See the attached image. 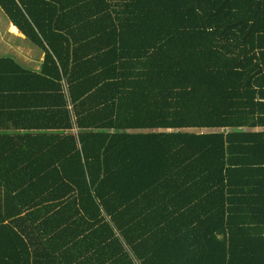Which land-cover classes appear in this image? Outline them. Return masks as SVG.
Returning a JSON list of instances; mask_svg holds the SVG:
<instances>
[{
    "label": "trees",
    "instance_id": "16d2710c",
    "mask_svg": "<svg viewBox=\"0 0 264 264\" xmlns=\"http://www.w3.org/2000/svg\"><path fill=\"white\" fill-rule=\"evenodd\" d=\"M0 8L49 84L0 132V264H264V0Z\"/></svg>",
    "mask_w": 264,
    "mask_h": 264
},
{
    "label": "crops",
    "instance_id": "0c3cea01",
    "mask_svg": "<svg viewBox=\"0 0 264 264\" xmlns=\"http://www.w3.org/2000/svg\"><path fill=\"white\" fill-rule=\"evenodd\" d=\"M1 28V25H0ZM18 29L8 24L7 29L0 30V59H11L23 72L39 74L41 73L45 54L35 52L30 48ZM40 50V49H39ZM6 65V66H4ZM49 86L48 80H44L12 69L9 64L0 63V132H8L14 135L33 133L37 127L31 126L35 122H27L21 118L10 121L9 115H18L22 110L34 103L33 98L25 91L28 87ZM33 128V129H32Z\"/></svg>",
    "mask_w": 264,
    "mask_h": 264
},
{
    "label": "rangeland",
    "instance_id": "374dc122",
    "mask_svg": "<svg viewBox=\"0 0 264 264\" xmlns=\"http://www.w3.org/2000/svg\"><path fill=\"white\" fill-rule=\"evenodd\" d=\"M8 24H10V21L9 19L7 18V16L4 14L3 10L0 8V25H1V28L0 30H5L7 29L8 27ZM27 45L34 49L35 52L37 53H41V50H39V48H37L36 46H34L28 39H25Z\"/></svg>",
    "mask_w": 264,
    "mask_h": 264
}]
</instances>
